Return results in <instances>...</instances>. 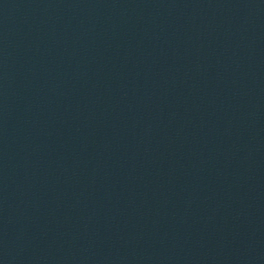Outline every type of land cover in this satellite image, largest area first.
I'll use <instances>...</instances> for the list:
<instances>
[{
    "label": "water",
    "instance_id": "95a60500",
    "mask_svg": "<svg viewBox=\"0 0 264 264\" xmlns=\"http://www.w3.org/2000/svg\"><path fill=\"white\" fill-rule=\"evenodd\" d=\"M0 264H264V0H0Z\"/></svg>",
    "mask_w": 264,
    "mask_h": 264
}]
</instances>
